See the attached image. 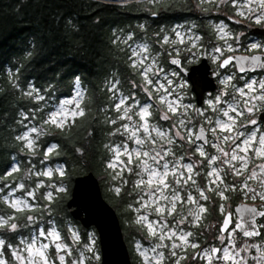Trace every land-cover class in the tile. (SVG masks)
<instances>
[{
    "label": "snow or ice",
    "instance_id": "snow-or-ice-1",
    "mask_svg": "<svg viewBox=\"0 0 264 264\" xmlns=\"http://www.w3.org/2000/svg\"><path fill=\"white\" fill-rule=\"evenodd\" d=\"M229 2L235 15L264 24V0H201L217 6ZM226 28L222 23L216 25L224 43L210 51L199 43L200 35L183 25L174 26L173 35L162 36L158 47L136 43L133 34L113 40L124 45L125 65L136 78L125 77L117 69L101 89L107 93V102L99 111L112 129L108 136L122 138L104 145L108 152L105 169L116 195L131 183L128 195L134 200L128 209L134 214L132 223L148 240V246L140 241L135 244L140 264H182L189 249L192 260L203 264H264V223L258 222L264 220V44L251 42L244 48L249 54H237L242 34ZM198 56H209L218 69H233L223 75L215 73L222 87L215 95L209 93L203 102L206 107L185 103L183 91L187 87L184 63ZM80 84L76 77L75 95L50 105L47 90L41 94L40 88L29 83L24 95L37 107L19 111L17 123L24 130L15 137L26 153L35 157L41 137L51 128L68 131L86 116L89 109ZM59 148L58 143L44 147L39 161L42 169L29 159L26 168L17 162L0 176L3 181L23 172V179L15 177L0 187V205L4 206L0 208V264H91L99 259L94 237L81 250L77 247L79 232L69 225L66 237L52 216L58 194L66 191V167L49 166ZM77 152L83 155L82 149ZM229 176L238 183H228ZM33 177L31 186L24 182ZM200 177L205 181L203 187ZM209 192L225 202L231 199L227 193L240 192L241 202L232 210H228L230 205H219L223 217L216 237L219 245L202 247L197 234L184 225L200 227L208 213L201 201H209ZM238 233L245 238L239 244Z\"/></svg>",
    "mask_w": 264,
    "mask_h": 264
},
{
    "label": "trees",
    "instance_id": "trees-1",
    "mask_svg": "<svg viewBox=\"0 0 264 264\" xmlns=\"http://www.w3.org/2000/svg\"><path fill=\"white\" fill-rule=\"evenodd\" d=\"M196 1L0 0V176L10 170L16 160L22 169L27 167L29 159L38 168L43 167L39 161L43 158L44 147L58 143L59 155H54L49 164H63L67 170L63 178L66 191L58 194L52 212L58 225L62 226L63 234L67 237V227L74 224L81 231L83 243L88 231L95 229L93 226L85 228L71 216L67 207L75 177L93 171L100 180L104 197L114 206L124 232L126 230L133 264H140L132 246V235L139 234V227L132 223L134 216L128 209L134 197L128 195L131 183L119 196L116 195L114 182L105 169L108 152L104 145L109 141L119 142L122 138L108 136L112 129L103 122L104 114L99 111L107 102V93L101 89L117 69L125 77L136 78L125 65L126 53L121 51L124 45L113 43L116 36L123 38L133 34L135 41L142 39L150 46L158 47L156 42L168 34L174 24L194 16L190 9L197 5ZM76 77L80 78L84 104L89 111L68 131L51 128L41 139L43 147L32 157L15 139L23 130L17 123L19 111L37 107L24 95L25 90L29 83L40 88L41 94L47 90L52 105L74 93ZM188 91L191 96L190 88ZM78 148L83 150V155L77 152ZM185 150H188L187 145ZM21 175L22 172L3 181ZM54 179L59 182V178ZM128 179L131 181L134 177ZM227 195L233 206L241 201L240 192ZM221 202L216 196L214 203L208 202L207 206V215L217 216L213 219L217 218L219 223L223 220L218 209ZM211 219L205 217L196 228L198 242L207 239L205 226ZM97 245L100 247L99 239ZM97 264H101V256Z\"/></svg>",
    "mask_w": 264,
    "mask_h": 264
},
{
    "label": "water",
    "instance_id": "water-1",
    "mask_svg": "<svg viewBox=\"0 0 264 264\" xmlns=\"http://www.w3.org/2000/svg\"><path fill=\"white\" fill-rule=\"evenodd\" d=\"M186 69L184 75L191 84L196 102L202 105L205 93L214 91L217 86L210 66L204 58L199 64ZM67 207L71 216L85 228L93 226L97 230L101 264H133L119 215L104 197L100 180L93 171L75 177Z\"/></svg>",
    "mask_w": 264,
    "mask_h": 264
},
{
    "label": "flooded vegetation",
    "instance_id": "flooded-vegetation-1",
    "mask_svg": "<svg viewBox=\"0 0 264 264\" xmlns=\"http://www.w3.org/2000/svg\"><path fill=\"white\" fill-rule=\"evenodd\" d=\"M196 3L197 5L190 9V11H192L194 14V16H192L193 18L188 17L187 19H184L181 22L182 23L187 22L186 24L188 25L192 23L194 25L196 34L202 37V40L199 43L203 45L204 49L210 51L217 45H223L224 42L219 39L216 31V25L221 23L227 25L226 31H229L233 34H242L240 36L241 52L237 54H249L244 52V48L251 42L264 44V24L257 25L249 20L242 19L241 17L235 15V9L231 6L230 2L226 4H219V6H217V3L202 4L201 0H197ZM192 12L190 13L192 14ZM236 21H239V23H237ZM228 42L234 43L232 40H229ZM231 54L232 53H226L225 55H231ZM204 58H206L210 66V69L212 71L211 75L214 77L215 82L217 83L216 89L214 91H208L205 93V100H206L207 98H209V93L215 95L221 89V84L219 83L220 77H217L215 73L217 71H220L221 74L223 75V74H227V72L232 71L233 69L231 68L225 70L218 69V65L213 63V60L209 56H198L197 59H195L192 63L185 62L184 67L189 69L191 66L199 64L202 60H204ZM183 76L185 79H187L184 74ZM189 86H190L191 96L194 101L195 95L191 90V85ZM209 151L211 152L212 149H209ZM198 182H200L202 187L204 186L205 181L203 177L198 178ZM207 194L210 199L209 201L205 202V204L206 206H208V202H209L212 205L214 203V199L216 195L212 192H209ZM248 203L251 204L252 202L248 201ZM256 205L257 206L260 205L259 200L256 201ZM205 217L212 218L211 220H213V218L217 216L210 217L209 215L206 214ZM215 219L217 221V218ZM211 220L207 221V223H210ZM258 222L264 223V220H260ZM192 231L195 232L196 228L192 227ZM253 239L257 240L261 238H253ZM191 254H192V250L189 249L188 259L182 261V264H186V263L195 264L194 262H192V259L190 258Z\"/></svg>",
    "mask_w": 264,
    "mask_h": 264
},
{
    "label": "rangeland",
    "instance_id": "rangeland-1",
    "mask_svg": "<svg viewBox=\"0 0 264 264\" xmlns=\"http://www.w3.org/2000/svg\"><path fill=\"white\" fill-rule=\"evenodd\" d=\"M136 1H147V0H136ZM123 2H127V1H123ZM217 3H218V0H217ZM187 22H179V23H176V24H174L173 26H172V28L174 27V26H176V25H183L184 26V29L185 30H187L188 28H191L192 29V31L196 34V30H195V27H194V25L191 23V24H186ZM171 28V29H172ZM166 35H173L172 34V32H171V30L168 32V34H166ZM136 43H147L146 41H144V40H138V41H136ZM149 44V43H148ZM173 69H175V68H173ZM185 79V78H184ZM186 81H187V87L183 90L184 91V93H185V103H189V101H188V99H191L192 98V96H190L189 95V91H188V88H190V84H189V81L187 80V79H185ZM75 87H76V85H75ZM221 87H222V85H221ZM80 88H81V86H80ZM81 90L83 91V89L81 88ZM84 92V91H83ZM75 95V89H74V93L71 95V96H67V97H64V98H61L60 100H62V99H68V98H71L72 96H74ZM210 98V97H209ZM209 98H207V99H209ZM206 99V100H207ZM205 101V100H204ZM190 103H192V104H195L197 107H201V106H203L204 105V103L201 105V106H199V105H197V102L195 101V98H194V101H191ZM204 107H206V105H204ZM37 122V121H36ZM25 123H27V122H25ZM38 123V122H37ZM24 130V129H23ZM22 130V131H23ZM21 131V132H22ZM44 137V136H43ZM41 139H42V137H41ZM41 139H40V141H39V143H40V149L43 147V145H42V143H41ZM39 149V150H40ZM210 149V148H209ZM193 159H197V157H193ZM15 163H17V160L16 161H14V163L13 164H15ZM57 164H49V166H51V167H55ZM38 168V167H37ZM43 167H40V168H38V169H42ZM20 178L21 179H23V172H22V175L20 176ZM201 178V177H200ZM41 179H45V182L47 183V180H46V178H41ZM14 180V178H12V179H10V180H8V181H0V187H2L3 186V184L4 183H12V181ZM35 180H36V178L35 177H33L32 178V180L31 181H28V180H24V182L25 183H27V184H29L30 186L32 185V184H34L35 183ZM227 182L228 183H234V182H236V183H238V179L236 178V177H232V176H229V177H227ZM200 183V182H199ZM13 186H15L14 184H13ZM43 191H45V189H41V192H43ZM232 193H236V192H232ZM17 195H19V193H17ZM201 203H205L204 201H201ZM222 203H224L225 205H226V207H228V205H230L231 206V208H229L228 210H232L233 209V203H231V202H229V201H227V202H225V201H222L220 204H222ZM207 207V206H206ZM218 209H219V207H218ZM219 212H220V210H219ZM221 214V213H220ZM219 214V215H220ZM133 216H134V214H133ZM69 225H71L74 229H76L78 232H79V234H80V236H81V231H80V229L78 228V226L76 227L74 224H69ZM207 226H205V232H206V234H207V239L204 241V242H201V246L202 247H204V246H207V244H216V245H219V241L216 239V237H217V235L219 234L218 233V229H219V226H220V223H219V221L217 220L216 221V219H213V220H211V222L210 223H207L206 224ZM184 227H185V230H191L192 231V226L191 225H184ZM217 229V230H216ZM125 232H126V230H125ZM124 232V233H125ZM138 233L139 234H136V235H132V246H133V251H134V253L135 254H137L138 255V253H137V251H136V249H135V244H136V242L137 241H140L141 243H144L145 244V246H148V240H147V238H146V235H145V233H144V231H142L140 228L138 229ZM205 234V235H206ZM67 235H68V233H67ZM94 237V239H95V245H94V252H95V254L96 255H98L99 256V259L98 260H100V256H101V250H100V247H98V245H97V240H98V233H97V231L95 230V229H92V230H90V231H88V233H87V237H86V240H84L83 241V243L81 242L80 243V245H77V247L78 248H80L81 250H82V246L84 245V244H87L88 242H89V237ZM237 237H238V244L240 243V242H242L243 240H244V238L242 237V236H240V234L238 233L237 234ZM196 239H197V237H196ZM254 241L256 240V239H253ZM257 240H259V239H257ZM198 241V240H197ZM251 242V241H250ZM205 243V244H204ZM197 251H199V249H197ZM88 255H91V253H88ZM192 255V254H191ZM139 256V255H138ZM140 258V257H139ZM141 259V258H140ZM98 260H95V259H93L92 261H91V264H97V261ZM194 263L195 264H203V262L202 261H194Z\"/></svg>",
    "mask_w": 264,
    "mask_h": 264
}]
</instances>
